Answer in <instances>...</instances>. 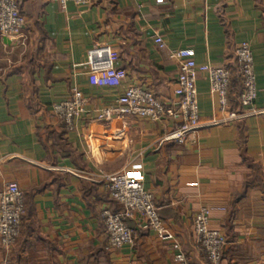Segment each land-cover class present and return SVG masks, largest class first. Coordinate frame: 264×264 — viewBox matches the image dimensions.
<instances>
[{"label": "crops", "instance_id": "0c3cea01", "mask_svg": "<svg viewBox=\"0 0 264 264\" xmlns=\"http://www.w3.org/2000/svg\"><path fill=\"white\" fill-rule=\"evenodd\" d=\"M18 7L24 45L0 37V192L15 183L24 212L15 245L0 248V264H207L192 230L201 208L209 229L225 237L221 264H264V115L216 124L225 115L198 76L199 129L184 144L158 146L172 121L125 118L102 123L100 133L95 126L130 87L170 106L177 64L169 56L177 50H192L197 65L230 70L229 110L244 112L233 55L239 44L253 57L252 109L264 112V0H92L84 10L20 0ZM98 46L117 62L112 76L83 67ZM73 89L86 104L68 131L51 107ZM119 173L138 176L152 192L172 240L139 230L135 218L125 221L134 243L106 249L101 211L122 207L101 176Z\"/></svg>", "mask_w": 264, "mask_h": 264}, {"label": "built area", "instance_id": "2783aa9c", "mask_svg": "<svg viewBox=\"0 0 264 264\" xmlns=\"http://www.w3.org/2000/svg\"><path fill=\"white\" fill-rule=\"evenodd\" d=\"M20 0H0V37L6 38L15 45H24L22 35L25 21L19 13ZM64 7L72 3L78 9L89 7L92 0H51ZM158 48H164L160 38H154ZM233 55L242 90L238 103L244 112L229 110V93L232 73L230 70L211 65H197L192 50H177L170 53V58L177 64V78L173 89L174 100L170 106L149 90L139 87L127 88L114 102V106L103 110L96 118L97 133L102 130L101 124L110 126L115 121L120 123L125 118H139L151 123L172 121L176 127L163 136L158 143L184 144L190 135L199 129V112L196 81L204 76L209 84V92L215 98L217 110L225 115L224 120L216 124L234 123L243 118L264 115L256 112L252 106L256 100V77L253 69V57L247 44H239L233 49ZM91 76H112L117 68L108 46L94 47L88 51L83 64ZM86 100L82 94L73 89L62 102L52 105L51 114L60 120L68 131L74 127V121L82 114ZM114 121V122H113ZM99 124V125H98ZM105 142L99 138L98 143ZM102 183L111 201L122 207L120 214L108 209L101 211V218L107 235L106 249H119L134 243V232L125 221L137 218V228L154 234L161 241L173 237L157 215L152 192L144 189L138 176L131 173L103 174ZM24 212L22 193L15 183H8L0 192V248L8 253L19 236V226ZM209 211L201 208L193 217V234L197 246L204 252L207 264H221L225 237L216 230L209 229ZM177 256L176 260L182 262Z\"/></svg>", "mask_w": 264, "mask_h": 264}, {"label": "rangeland", "instance_id": "374dc122", "mask_svg": "<svg viewBox=\"0 0 264 264\" xmlns=\"http://www.w3.org/2000/svg\"><path fill=\"white\" fill-rule=\"evenodd\" d=\"M15 243H16V242H15ZM14 245H15V244H14ZM14 245H13V246H14ZM3 252H4V251H3Z\"/></svg>", "mask_w": 264, "mask_h": 264}]
</instances>
